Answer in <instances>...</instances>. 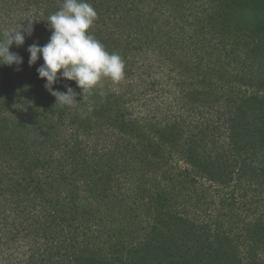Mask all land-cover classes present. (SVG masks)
I'll list each match as a JSON object with an SVG mask.
<instances>
[{
  "label": "trees",
  "instance_id": "16d2710c",
  "mask_svg": "<svg viewBox=\"0 0 264 264\" xmlns=\"http://www.w3.org/2000/svg\"><path fill=\"white\" fill-rule=\"evenodd\" d=\"M87 2L125 74L83 92L59 78L69 107L27 51L63 0H0V40L32 28L9 49L22 64L0 65V264H264V218L232 212L264 195V0ZM129 166L148 178L134 191ZM211 189L214 224L179 210Z\"/></svg>",
  "mask_w": 264,
  "mask_h": 264
},
{
  "label": "clouds",
  "instance_id": "9594fccd",
  "mask_svg": "<svg viewBox=\"0 0 264 264\" xmlns=\"http://www.w3.org/2000/svg\"><path fill=\"white\" fill-rule=\"evenodd\" d=\"M96 19L97 12L87 0H63L61 8L48 17L47 24L51 30L48 42L44 46L33 43L27 49L29 66L42 57L43 64L37 68L38 77L45 80V89L61 106H75L77 93L68 86H65V92L54 90L53 85L59 78L75 81L83 92L92 90L104 78L116 82L124 77L122 57L109 53L88 31ZM31 33V22L23 30L20 25L4 33L0 40V65L22 64L23 58L9 49L13 44L22 46L25 35L30 36Z\"/></svg>",
  "mask_w": 264,
  "mask_h": 264
},
{
  "label": "rangeland",
  "instance_id": "374dc122",
  "mask_svg": "<svg viewBox=\"0 0 264 264\" xmlns=\"http://www.w3.org/2000/svg\"><path fill=\"white\" fill-rule=\"evenodd\" d=\"M220 85H222V83H220ZM44 93V92H41ZM130 168H132L131 166L128 167L129 170H124V168H122L123 174H122V180L121 182H123V184H127L126 188H128L127 190L130 191H134L136 190V183H145V179L148 180V178H142V177H137L136 175H134V171H136V169L134 171H130ZM139 175V173L137 174ZM153 177V176H151ZM155 182L163 184L162 182V177L161 175H157L156 176V180ZM142 186V185H140ZM124 185H122L119 194L124 193L126 190H124ZM180 190L183 191L182 187L178 188L176 187V191ZM214 191L215 190H210L207 191L206 194V199L204 202L200 200L199 203L197 204V206L195 205V202H197V199H195V197L193 198L190 195H185L186 193H183L181 196H178V201L177 203L180 205L179 210H185L187 211V214L191 216V214L196 213L197 216L200 217V221H204V222H208L210 224H214L215 220L218 219L217 215L218 212L216 210L215 205L213 204V202H211V198H214ZM110 195V194H109ZM129 195V194H128ZM222 195L217 194V198L215 197L214 200L218 201L219 196ZM110 199H112L114 201V198L111 197ZM264 195H258L255 191H254V187H251L250 189H248L247 191V196L246 198L237 196V200L234 202L235 205L232 206L233 209V215L235 216V219H239V220H247L249 221H258L259 218H264ZM129 205L131 203V198L127 199ZM203 203V204H202ZM202 204V205H201ZM196 208V211H195ZM137 222L139 221V219L136 220ZM240 224H245V223H240ZM241 226L238 227V229H240ZM243 249V248H242Z\"/></svg>",
  "mask_w": 264,
  "mask_h": 264
}]
</instances>
